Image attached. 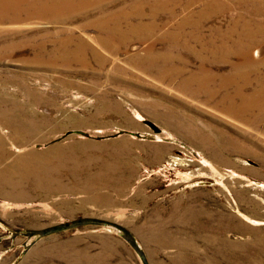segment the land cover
I'll use <instances>...</instances> for the list:
<instances>
[{"label": "rangeland", "instance_id": "1", "mask_svg": "<svg viewBox=\"0 0 264 264\" xmlns=\"http://www.w3.org/2000/svg\"><path fill=\"white\" fill-rule=\"evenodd\" d=\"M252 1L180 0L170 19L150 17L152 0H91L88 11L60 0L50 5L69 15L0 23V170L17 181L23 159L52 174L47 191L0 193V264H143L140 253L146 264H261L264 124L220 111L224 92L210 86L239 58L208 50L243 22L264 24ZM190 123L210 146L180 133Z\"/></svg>", "mask_w": 264, "mask_h": 264}, {"label": "bare ground", "instance_id": "2", "mask_svg": "<svg viewBox=\"0 0 264 264\" xmlns=\"http://www.w3.org/2000/svg\"><path fill=\"white\" fill-rule=\"evenodd\" d=\"M5 1L7 3V6L4 4ZM62 1L64 2V0H62ZM66 1L67 2L70 1V3L72 4V5H70L71 9L75 8V10H81V9L89 8L90 6H87V4L91 0H66ZM102 1H104V0H102ZM152 1H154V5H155L154 8L152 7L153 9L150 8V17H152V18H156L158 12H162L166 16V18H170V19L174 18L175 11H176L175 7L180 5L179 4L180 0H152ZM36 2L41 5V9H42L41 11L36 12L32 9L31 6ZM59 2H60V0H0V23H5V22L17 23L23 18L28 19V20L30 18H42V19L53 20L54 17H62V16L69 15L68 13H66V11L69 10L68 7L56 8L55 6L50 5V4H55V3H59ZM192 2H193V0H190L188 6H190ZM255 2L252 1V4L256 7L255 9L252 10V12H254L253 15H256L258 17H263V19H264V0H259V2L258 1H255ZM96 3H98V2H94L92 5H94ZM216 4L217 3H214L213 5H216ZM149 7H147V8H149ZM86 11H88V9ZM187 23H188V20H181V22L178 23L177 28L179 30H181L183 28V26L186 25ZM243 23H244V25L242 26V29L238 33L234 34L235 29L232 28L229 31V34L222 36V38L221 37L219 38L220 39L219 43L212 42L209 45L208 50L210 51V55L212 57L220 55V59H222V60H225L226 58H232V57H238L239 58V62L230 63V71L227 75L218 77L219 83H218L217 87L215 86V88H212L210 86V97L216 96V94H218L219 92L222 91V92H224V95L222 97V101H221V103H219L217 105V107L220 108V111H222L226 115H231V116H234L237 118H241L242 120H245L244 117H246V116H251V117L257 116L258 117L257 118L258 123L264 124V76L261 73L257 72V70H258L257 65L259 64V61L256 62L255 61L256 59L253 60L250 57V52H251V49L253 48L252 46L255 44H258L257 39L259 38V39H261L262 42H264V24L261 23V20L258 24H251V23H246V22H243ZM153 25H154V22H152L151 24L148 25V28H150L149 30H151L153 28ZM117 34H119V33H118L117 29L115 28V29L107 31L106 32L107 36H105L104 38L106 40L107 39L111 40L112 38L114 39L115 38L114 36H116ZM168 35L169 34H166V37ZM175 36H176V34H175ZM98 38H100V37H98ZM101 40L102 39L100 38L99 42L102 45V43L104 41L102 42ZM28 44H29V42H28ZM66 44H67V42H66ZM64 45H65V43L61 44V46H64ZM76 46H77L78 50H82V49L86 50L87 49L83 42L78 41ZM175 46L177 48H179L181 45L179 44V45H175ZM182 47H187V44H183ZM260 50L262 52L264 51L263 48H260ZM146 53H147V51H146ZM252 54H253V56H258V51L255 50V51H253ZM160 58H161V56H160ZM165 58H167V57H165ZM215 63H216L215 59H210V65H214ZM263 64H264V62H263ZM174 74H176V73H174ZM252 75H253V77H252L253 79L251 78ZM216 76H218V74H216ZM184 87L186 88L185 85H184ZM229 88L232 89L233 95L226 93L229 90ZM247 91H249V92H247ZM196 92H198V91H192L191 94L195 95ZM204 92H207V90H205ZM193 97H195V96H193ZM153 117L156 120L161 121L166 127L170 126L168 124V121H166V119L168 117H170L169 114H167L165 112L163 114H161L160 112H155ZM8 123L12 125L14 134L23 133V134H25L24 135L25 137L31 135L30 129L28 127H26V129L24 130L23 125H20L19 123H16L13 121L8 122ZM179 131L181 134H184L187 138H191L194 141H196L202 147L210 146V141H208L204 137H202V135L200 134V129L198 127H196V125L194 123L187 124L185 127H180ZM2 144H3V142H2ZM2 150L3 149L0 146V164L2 162V159H4V158H2L3 157ZM3 152H4V150H3ZM60 159L62 160V158H60ZM22 160L19 163V165L17 166V168L14 170V172L18 174V175L15 174V176H18L17 181L12 180L13 175L10 176L9 173H6V171H4L5 168H4V170H2V169L0 170V185L1 184L3 185V186H0V193H4L7 197L11 196L15 199H21L24 196V192L27 190V186H26L27 182H29V184L33 185V187L31 188V191H34V189L43 190V189H41L42 186L45 188L46 191L49 190V188H51V185H52V182H51L52 174H48V172H51V170H49L47 166H37L36 167L33 165L34 163H28V164L25 162L22 163ZM4 163H6V162H4ZM9 163H11V162H9ZM65 163H66V161H65ZM40 164H41V162H40ZM111 168H112V166H111ZM58 170H59V168H58ZM35 174L38 176V182H36V180L34 178L30 179V176L35 175ZM99 177H102V176H98V178ZM98 178H97V180H98ZM45 190H43V191H45ZM54 190H60V192H62L63 188H61L60 185H57V186H54ZM42 193H44V192H42ZM44 195H45V193H44ZM49 195H50V193H49ZM251 223L261 224L260 222H254V221H251ZM262 249H264V247ZM257 253H258L257 256H255L253 259L258 257L261 261V264H264V256L262 254H260L258 251H257ZM246 263L248 264V262H246Z\"/></svg>", "mask_w": 264, "mask_h": 264}, {"label": "water", "instance_id": "3", "mask_svg": "<svg viewBox=\"0 0 264 264\" xmlns=\"http://www.w3.org/2000/svg\"><path fill=\"white\" fill-rule=\"evenodd\" d=\"M261 224H263V223H261ZM58 230H63V227L54 228V229H52V230H49V231H47V232H44L42 235H46V234H49V233H51V232H56V231H58ZM140 257H141V260H142L143 264H146V261H145L143 255H142L141 253H140Z\"/></svg>", "mask_w": 264, "mask_h": 264}]
</instances>
